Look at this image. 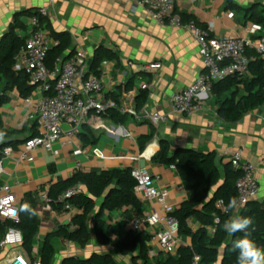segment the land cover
Here are the masks:
<instances>
[{"label":"crops","instance_id":"0c3cea01","mask_svg":"<svg viewBox=\"0 0 264 264\" xmlns=\"http://www.w3.org/2000/svg\"><path fill=\"white\" fill-rule=\"evenodd\" d=\"M228 1L242 10L229 9ZM173 3L174 11L184 22L194 21L201 27H210L214 37H246L247 28L253 22L243 10H264V0H173ZM41 8L48 9L52 30L70 35L75 52L82 50L89 59L101 47L117 54L118 64L104 62L100 67V80L107 98L114 94L119 97L120 107L135 108L140 93L137 90L138 76L141 75L143 81L151 84L143 109L167 114L168 120L157 128L130 115L123 125L96 120L87 125L97 139L96 145H84L79 135L72 138L62 135L51 151L38 148L30 153L29 161L17 162L24 142L38 133L31 116L41 92H33L28 99L20 98L15 91L9 92V102L0 108V117L5 129L17 132L15 140L18 144L11 147L12 157L4 161L0 187L7 185L16 196L18 205L24 194L33 193L38 197L50 184L68 179L76 171L99 174L110 169L144 168L156 179L155 186L168 192V203L177 209L192 194L186 190L174 167L152 161L160 151L162 141L170 145L172 152L189 149L215 153V163L221 173L229 164L231 153L242 150L244 160L255 167L260 188L256 200H264V107L247 112L237 123H226L217 116V107L210 95L202 102L201 111L192 116L171 112L170 97L189 87L204 72L198 45L187 30L156 25L137 0H0V40L16 15ZM229 13L233 14L232 18L228 17ZM19 20L26 25L28 34L30 18L20 15ZM153 62L161 64L160 70L152 75L141 74V67ZM85 72L86 76L91 75L88 64ZM101 124L110 131L93 127ZM62 130L67 131L68 126L63 125ZM149 136L152 138L145 142ZM78 150L81 151L79 155L75 154ZM153 207L158 209L145 204L144 211ZM237 213L235 211L232 216ZM75 214L74 209L55 211L49 204L38 203L39 230L32 242L36 261L46 237L58 227L68 225ZM134 217L131 211L125 215L123 211L105 212L108 225L126 218V230ZM88 225L92 232V218ZM90 243L81 249L75 244L54 239L52 264H62L70 257L86 258L93 252L113 255L109 247L96 243L101 250L93 249ZM15 255L27 258L22 246L0 247V264ZM148 256L155 260L163 258V253L156 243L150 242Z\"/></svg>","mask_w":264,"mask_h":264},{"label":"trees","instance_id":"16d2710c","mask_svg":"<svg viewBox=\"0 0 264 264\" xmlns=\"http://www.w3.org/2000/svg\"><path fill=\"white\" fill-rule=\"evenodd\" d=\"M229 9L241 11L242 8L227 2ZM253 24L264 25V10H243ZM23 15L28 18L37 17L39 29L46 30L53 45L48 50L45 64L49 70L60 62L69 59L75 50L72 48L71 37L66 32H55L51 29L48 18L42 17L37 11H27L16 15L7 32L0 40V108L9 102L7 94L15 91L22 99H28L34 92L27 76L12 70L14 56L24 46L29 37L26 25L19 20ZM183 20V18H182ZM184 21V20H183ZM20 33L25 35L21 36ZM246 74L230 76L213 85L211 96L217 107V116L226 123H237L243 116L252 110L264 107V61L252 52ZM104 62L119 63L116 53L106 48H98L88 61L89 73L100 79V67ZM87 77V76H86ZM105 96L112 103L100 118L114 125H123L127 114L119 111L118 96ZM149 92L141 91L135 100V108L141 111L148 99ZM79 136L84 145H96L97 139L87 126ZM0 132L5 133L3 142H0V153L6 147L18 144L15 140L17 132L5 129L0 117ZM37 134H34L35 136ZM32 136V137H33ZM152 138L149 136L144 141ZM143 147L140 145V150ZM215 153H203L189 149L173 151L170 145L162 141L160 151L152 161L158 165L174 167L184 187L192 196L184 201L172 214L178 222V235L189 241L187 246L178 248L175 255H163V258L150 260V235L147 232L133 233L126 230L127 220L116 221L108 225L105 212L123 215L131 211L134 216L145 210V204L135 195L136 182L131 176V168L103 170L99 174L76 171L65 180H58L47 188L48 204L55 211H62L69 204L76 211L68 225L58 227L50 233L42 243L38 262L52 264L55 255L54 239L85 248L90 241L103 247H113L120 256H133L141 264H192L193 257H200V264H237L238 251L232 250L233 240L243 234L230 235L222 225L229 219L235 209L225 212L215 207L217 200L228 204L229 198H237L235 183L241 176L239 169L227 164L223 173L215 163ZM81 187L79 193L62 200V195L69 189ZM44 189V188H43ZM216 189L215 194L212 195ZM25 202L31 204L36 214L29 217L20 211ZM38 197L33 193H26L19 202V223L14 225L0 219V242L10 227L17 229L22 236V248L30 264L36 262L33 256L32 242L39 230L37 216ZM237 216L251 217L254 221V231L251 238L264 248V200H253L237 211ZM92 218L93 229H89L88 222ZM195 227H192L194 226ZM62 264H123L116 261L108 253L93 252L86 258L70 257Z\"/></svg>","mask_w":264,"mask_h":264},{"label":"built area","instance_id":"2783aa9c","mask_svg":"<svg viewBox=\"0 0 264 264\" xmlns=\"http://www.w3.org/2000/svg\"><path fill=\"white\" fill-rule=\"evenodd\" d=\"M138 5L145 8L150 19L158 26L183 28L195 39L204 72L186 89L170 97L171 112L181 116H192L202 109V102L210 97L212 87L230 76L247 73L250 62V53H256L264 61V28L257 24H250L248 35L239 37H214L210 27H201L194 21L184 22L174 11L173 0H137ZM39 15L48 18L47 8L38 10ZM229 18L233 17L229 13ZM30 33L24 46L14 56L12 70L28 78L29 84L35 91L41 92V97L34 105L31 119L37 124V135L27 139L23 144L18 161L30 160V153L38 148L51 151L53 145L62 135L67 138L77 136L83 127L96 120H102L100 115L112 106L103 93V84L100 79L89 75L86 77L85 68L89 57L82 51H76L69 59L58 62L52 70L45 64L48 50L53 41L46 30L39 29L37 17L29 20ZM132 70L134 66L131 65ZM161 64L153 62L141 67V74H154L159 71ZM138 91H150L151 84L138 76ZM121 114H127L136 119L146 120L154 127L167 122L168 115L150 112L136 108L120 107ZM67 131L62 130L63 125ZM108 130L102 124L93 126ZM76 151L75 154H80ZM13 150L6 147L0 153V178L4 173V161L11 158ZM96 155H100L96 151ZM232 168L239 169L241 176L235 183L237 193L236 211L247 203L256 200L259 194V184L255 176V167L244 160L243 151L234 150L230 155ZM131 176L136 182L135 195L144 204L156 206L142 214L135 216L129 223L128 230L133 233L147 232L150 242L156 243L163 255H175L178 248L187 246L188 241L178 235V222L172 217L175 208L168 203V192L155 186L156 179L144 168H135ZM81 187H74L62 195V200L79 193ZM38 203L48 204L47 192L38 196ZM215 207L224 210V202L217 200ZM66 211L73 207L66 204ZM0 219L14 225L19 223V205L16 196L7 185L0 187ZM21 233L10 227L6 230L0 247H20ZM5 264H30L22 255H15ZM34 264H40L36 261ZM192 264H200V257L194 256Z\"/></svg>","mask_w":264,"mask_h":264},{"label":"clouds","instance_id":"9594fccd","mask_svg":"<svg viewBox=\"0 0 264 264\" xmlns=\"http://www.w3.org/2000/svg\"><path fill=\"white\" fill-rule=\"evenodd\" d=\"M4 135L5 133L0 132V142H3ZM237 206V200L231 197L224 211L227 213ZM20 211L29 217L36 214L35 209L28 202L21 205ZM222 228L230 235L243 234L232 242V250L238 251L237 264H264V248L259 247L251 238V233L254 231V221L251 217L231 216L224 221Z\"/></svg>","mask_w":264,"mask_h":264},{"label":"rangeland","instance_id":"374dc122","mask_svg":"<svg viewBox=\"0 0 264 264\" xmlns=\"http://www.w3.org/2000/svg\"><path fill=\"white\" fill-rule=\"evenodd\" d=\"M93 244V245H92ZM94 241H92L90 243V245L92 246L93 249H98L101 250L100 247L97 246V244ZM110 251H112L113 253V257L116 261H120L123 264H141L139 260H137L135 257L133 256H126V257H122L120 256L117 252H115V249L113 247H109Z\"/></svg>","mask_w":264,"mask_h":264},{"label":"water","instance_id":"95a60500","mask_svg":"<svg viewBox=\"0 0 264 264\" xmlns=\"http://www.w3.org/2000/svg\"><path fill=\"white\" fill-rule=\"evenodd\" d=\"M215 192H216V189L213 191L212 195L215 194Z\"/></svg>","mask_w":264,"mask_h":264}]
</instances>
